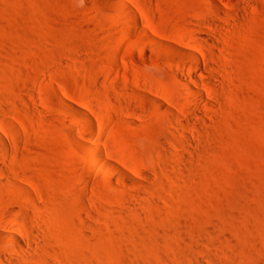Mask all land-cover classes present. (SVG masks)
Instances as JSON below:
<instances>
[{
  "label": "rangeland",
  "instance_id": "obj_1",
  "mask_svg": "<svg viewBox=\"0 0 264 264\" xmlns=\"http://www.w3.org/2000/svg\"><path fill=\"white\" fill-rule=\"evenodd\" d=\"M199 37L214 63L205 106L173 52ZM152 85L201 108L200 130L180 126L192 141ZM96 111L103 142L79 136ZM0 127V216L23 186L54 221L51 254L5 240L19 264H264V0H0ZM106 145L146 175L90 167Z\"/></svg>",
  "mask_w": 264,
  "mask_h": 264
},
{
  "label": "bare ground",
  "instance_id": "obj_2",
  "mask_svg": "<svg viewBox=\"0 0 264 264\" xmlns=\"http://www.w3.org/2000/svg\"><path fill=\"white\" fill-rule=\"evenodd\" d=\"M134 17V16H133ZM137 17V16H136ZM135 17V18H136ZM137 21V20H136ZM207 21V20H206ZM213 21V20H212ZM215 24V23H213ZM203 36H206L205 33H202ZM144 39L146 42H149L150 44H154V45H158L160 46V40L151 33H144ZM210 37V36H209ZM209 39V38H208ZM211 40V38H210ZM183 41L185 42V44H182L180 46H178L176 49L171 50L175 53V56H179V57H183V58H188L183 59L181 61V63L178 65V67L181 69V84L186 88V95L187 97L189 96H193L194 98H196L195 100L198 102V104H201L202 106L204 105H208L207 102V96H210L212 94H216L213 90V85H210L213 83V81H211L214 77V74H208L207 72L209 71V68H212V65L214 63L211 64L210 61H212L211 59L209 60V56H207L206 53V48L205 45L203 44V42L200 41V37L199 40H194L192 38H184ZM203 41V40H202ZM205 41V40H204ZM207 41V38H206ZM210 42V41H209ZM214 41H211V43H213ZM205 43V42H204ZM208 43V41H207ZM217 44V43H216ZM208 46V45H207ZM211 47V46H210ZM213 47V46H212ZM206 49V50H205ZM159 51V50H158ZM130 53V52H129ZM131 54V53H130ZM215 66V65H214ZM215 68V67H214ZM220 68V67H219ZM207 70V71H206ZM220 72V71H219ZM215 73V72H214ZM217 76V75H216ZM218 77V76H217ZM219 79V78H218ZM217 80V79H216ZM221 81V80H220ZM219 81V82H220ZM212 82V83H211ZM221 83V82H220ZM223 83V82H222ZM214 84V83H213ZM156 91V96L163 99L164 103H160L159 104V109L163 112H166L167 114L171 115L173 117V120H175L174 118L178 119L175 121H178L180 124L179 126H175L173 128H175V133L178 134V136L186 141H192V135L191 133H188V131H184L182 130V128H180V126H187L188 128H190L191 130L189 131H197L199 128L201 129V126L204 125V118L202 116H199L200 114V107L196 104H189L187 105V109L186 110H182L183 104L180 101L175 100V98H173L170 94H168V92H166L163 88L159 87V86H155L152 85ZM215 88V87H214ZM205 90V91H204ZM216 90V89H215ZM214 92V93H213ZM33 93V92H32ZM33 96H38L37 94L33 93ZM32 96V97H33ZM41 95H39V98ZM82 98V96H81ZM190 98V97H189ZM83 101H81L82 103H89L92 102L91 99L93 98H88L87 96H83ZM80 99V100H82ZM79 100V101H80ZM94 101V100H93ZM184 102V101H183ZM187 102V101H186ZM84 103V104H85ZM188 103V102H187ZM186 106V104H185ZM74 107V106H73ZM177 110L179 111V113L177 112ZM129 111V110H128ZM159 111V110H158ZM160 112V111H159ZM181 112V113H180ZM168 115V116H169ZM183 115V116H182ZM170 117V116H169ZM90 118V117H89ZM109 119V118H108ZM111 119V118H110ZM109 119V124L110 125V121L113 120ZM175 121H172L173 123ZM114 122V121H113ZM111 121V123H113ZM176 122V123H178ZM115 123V122H114ZM203 123V125H202ZM104 125V119L102 117V115L99 112H94V119L91 120L90 122V129L88 131H86V133L83 132H79V136L85 140L91 141V140H100V141H104L103 136H102V127ZM112 125V124H111ZM114 125V124H113ZM130 125V124H128ZM206 125V124H205ZM132 125H130L127 129L131 131ZM174 126V125H172ZM110 127V126H109ZM202 128H205L202 127ZM199 129V130H200ZM1 130V127H0ZM187 130V129H186ZM203 130V129H202ZM115 132V131H114ZM115 134V133H114ZM1 135V134H0ZM1 137V136H0ZM6 139V138H3ZM2 139V140H3ZM1 140V141H2ZM197 140V139H196ZM195 140V141H196ZM200 140V139H199ZM6 141V140H3ZM8 141V140H7ZM6 141V142H7ZM6 142H4V144H6ZM120 142H118L119 144ZM164 143V142H163ZM168 144V143H167ZM198 144V143H196ZM3 145V143H2ZM1 145V146H2ZM165 145V144H163ZM194 145V144H193ZM6 146V145H3ZM7 146H8V142H7ZM198 146V145H196ZM201 146V145H200ZM9 147V146H8ZM169 147V146H168ZM193 147V146H192ZM7 148V147H6ZM184 148V147H183ZM201 148V147H199ZM3 150H6L4 148H1ZM165 149V148H164ZM166 149H168L166 147ZM197 149V148H196ZM162 150V149H161ZM169 150V149H168ZM105 151H106V155L103 153V149H101V147H96V146H91L90 147V167H100L101 169L106 168V170H108V173H113L111 170L115 169L116 173H124V171H122V168L120 167L121 164L123 166H125L126 168H128L129 170H132V172L137 173L138 176L142 177L146 175V172L144 171V169H142L141 163L132 158L129 157L124 151L122 150L117 151L118 153H115L112 148H110L108 145L105 146ZM120 152V153H119ZM167 152V151H166ZM177 152V151H176ZM179 152V151H178ZM189 152V151H188ZM195 152V151H193ZM200 153V152H199ZM183 154V153H182ZM186 154V153H185ZM184 154V155H185ZM178 155V154H177ZM180 155V153H179ZM192 155V154H191ZM187 154H186V158H187ZM183 157V155H182ZM178 158V156H177ZM185 158V157H184ZM185 158V160H186ZM179 159H181V157H179ZM176 161L178 159H175ZM174 160V161H175ZM173 161V162H174ZM183 161V160H182ZM188 162V161H187ZM186 162V163H187ZM180 163V161H179ZM185 163V161H184ZM182 163V165L184 164ZM178 165V163H176V166ZM187 165V164H185ZM188 166V165H187ZM186 167V166H185ZM180 169V168H179ZM178 169V170H179ZM13 170V169H12ZM6 172H11L9 171V168H4L1 170V173L4 174ZM126 173V172H125ZM124 173V174H125ZM1 174V175H2ZM7 174V173H6ZM9 174V173H8ZM13 174V173H12ZM11 174V175H12ZM15 174V172H14ZM127 174V173H126ZM18 175V174H17ZM20 175V174H19ZM6 176V175H3ZM2 176V177H3ZM8 176V175H7ZM13 176V175H12ZM12 178V177H11ZM17 178V177H16ZM19 178V177H18ZM132 178V177H131ZM2 179V178H0ZM8 179V178H7ZM6 179V180H7ZM133 179V178H132ZM131 179V180H132ZM135 179V178H134ZM21 182H25L24 180L19 179ZM137 180V179H136ZM2 181V180H1ZM0 181V182H1ZM11 181V180H10ZM9 181V182H10ZM4 183H6L7 181H3ZM3 182H1V184H3ZM12 182V181H11ZM10 182V184H11ZM9 184V183H8ZM7 185V184H6ZM4 185V186H6ZM9 186V185H8ZM18 186V184H17ZM7 187V186H6ZM12 186H10L9 188H11ZM16 187V186H15ZM25 188V187H24ZM23 188V186L19 187V188H14L13 187V191L14 189H18V193H14L13 195L10 193L11 197L9 196V194H7L9 196L8 200H3L2 203L4 205V208L6 210V212L0 216V261L4 262L7 261L9 264H17L21 258L17 257L15 255V252H18L16 249V245L12 244V246H8V245H4L5 240L8 239H12L15 240L16 244L18 245V248H24V243L23 240H27L28 238L32 239L33 242L32 244L35 245V247L38 245V249L40 252L43 253H50L49 250L47 248V246H49V242L47 243L48 245H46L45 243V239H46V232L45 230H43V226H42V221L43 223L47 226L46 229L49 228V231H51L52 227H53V218L50 217L49 213H46L45 210L43 211L41 209V207L39 205H35L32 202V199L28 197V195L26 194L27 191H25V189ZM27 188V187H26ZM12 191V192H13ZM16 191V190H15ZM20 202H23V206H27L28 208H30V210L27 209H23L21 212L23 213V216H26V214L28 215L29 219L31 218L32 220L30 221V224L27 223H21V219H24L23 217L21 218L22 215H19L20 213ZM21 204V206H22ZM38 204V203H37ZM42 205V204H41ZM43 206V205H42ZM45 206V205H44ZM2 207V206H1ZM43 208V207H42ZM33 211H36V214L33 213ZM48 212V210H46ZM38 213V214H37ZM40 217L43 218L42 220H40ZM84 219V218H83ZM72 221V220H70ZM69 221V223H70ZM85 221V220H84ZM89 220L85 221L87 224ZM56 222V221H55ZM69 227V225H68ZM73 227V226H72ZM88 227V225H87ZM70 228V227H69ZM68 229V228H67ZM53 232V231H52ZM78 232V231H77ZM55 234V233H53ZM72 234V233H71ZM74 235V234H73ZM48 237V236H47ZM73 237V236H72ZM55 238V237H54ZM57 238V237H56ZM77 238V237H76ZM82 239V238H81ZM198 239V238H197ZM31 240V241H32ZM48 240V239H47ZM56 240V239H55ZM58 240V239H57ZM199 240V239H198ZM84 241V240H83ZM27 242V241H26ZM52 242V241H51ZM87 242V240H86ZM197 243V242H196ZM29 244V243H28ZM86 244V243H85ZM27 245V244H26ZM51 245V244H50ZM196 245V244H195ZM33 245H31L32 247ZM198 246V245H197ZM30 247V248H31ZM27 248V247H25ZM33 248V247H32ZM50 248V246H49ZM37 249V247H36ZM56 249V248H55ZM54 249V250H55ZM61 249V248H60ZM23 250V249H22ZM27 250V249H26ZM35 251V250H34ZM57 251V249H56ZM29 252V251H28ZM36 253V252H35ZM39 253V252H38ZM52 253V252H51ZM50 253V254H51ZM10 254V256H9ZM21 254V253H20ZM34 255V254H33ZM37 255V254H36ZM40 255V254H39ZM47 255V254H46ZM30 256V254H29ZM44 256V255H43ZM28 257V256H26ZM50 257V256H48ZM29 258V257H28ZM24 260V259H23ZM21 260V261H23ZM26 260V258H25ZM29 262V260H27ZM27 262V263H28ZM32 262V261H31ZM20 263V262H19ZM18 263V264H19Z\"/></svg>",
  "mask_w": 264,
  "mask_h": 264
}]
</instances>
